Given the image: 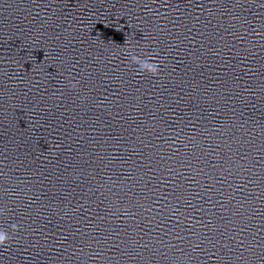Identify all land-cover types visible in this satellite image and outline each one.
<instances>
[{"label":"clouds","instance_id":"obj_1","mask_svg":"<svg viewBox=\"0 0 264 264\" xmlns=\"http://www.w3.org/2000/svg\"><path fill=\"white\" fill-rule=\"evenodd\" d=\"M108 25L105 24V27ZM120 29H117L119 31ZM97 35H100V33H97ZM126 47H124V51L126 55L129 57V64L137 66V71L140 74H150L152 76L159 75L160 72V61L158 57L156 56H142L140 54H137L136 50L132 47L130 42L125 41ZM70 89H76L78 87L77 83L72 81L69 83ZM4 214V210L0 208V215ZM11 231L14 233L16 231H19V225L12 224L10 225ZM12 239V236L9 234V232L5 231L3 228H0V247H4L9 243V241Z\"/></svg>","mask_w":264,"mask_h":264}]
</instances>
